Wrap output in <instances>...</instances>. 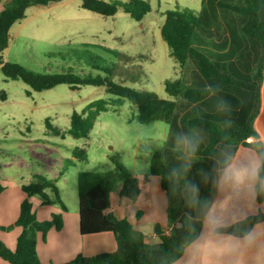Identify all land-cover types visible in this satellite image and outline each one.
Wrapping results in <instances>:
<instances>
[{
  "label": "trees",
  "instance_id": "obj_1",
  "mask_svg": "<svg viewBox=\"0 0 264 264\" xmlns=\"http://www.w3.org/2000/svg\"><path fill=\"white\" fill-rule=\"evenodd\" d=\"M62 0H0L5 2L0 11V69L6 79L21 80L32 90L42 92L59 85H68L72 91L82 86L105 87L109 94L126 98L139 109L138 122H164L170 126L169 135L163 146L154 152L150 175L161 177V187L169 192L164 177L170 167L178 162L171 151L172 132L187 130L192 126L200 127L208 137V143L199 155L207 156L219 136V125L212 110V99L201 91L205 83L218 85L221 95L231 101L235 111V124L230 134L242 146L252 135L259 133L256 121L263 105L264 86V0H203L199 14L179 10L166 13L161 27L163 41L170 49V55L177 61L181 70H189V78L175 82L167 81L166 91L176 100L161 99L157 94L130 88L117 83L109 77L81 78L72 73L40 74L28 70L16 62H4L2 55L9 47L10 30L17 22L26 18V10L31 7L45 8ZM82 7L102 16H115L120 11L141 21L151 12V6L144 0H81ZM105 100L89 104L83 112L72 115L71 127L67 134L74 138L87 137L100 113L108 110ZM208 108L207 113L201 109ZM203 115V119H201ZM51 127L50 123H47ZM70 165L76 161L87 160L84 148L72 152ZM212 161L207 157L196 163L189 174L190 179L199 181L197 171L207 170ZM122 186L120 197L136 201L141 194V180L135 178L124 168L120 171ZM80 231L83 236L112 232L117 248L112 253L92 257L77 256L65 264H156L155 249L147 246L143 233L130 235L131 223L109 213L110 192L107 184L97 172H83L78 176ZM28 198L21 204L20 215L15 223L22 232L16 249L10 250L0 240V259L10 264H41L37 256V235L47 234L52 228L60 230L63 220L60 215L39 222L29 198L37 196L44 205H58L63 211L67 208L62 201L55 181L35 177L29 185L22 186ZM4 187L0 184V194ZM201 195H210V186L201 185ZM167 223L156 225L155 233L163 241L161 247L169 248L177 242L181 233L168 234L172 221L186 211L183 200L169 193ZM0 230H2L0 228Z\"/></svg>",
  "mask_w": 264,
  "mask_h": 264
},
{
  "label": "rangeland",
  "instance_id": "obj_2",
  "mask_svg": "<svg viewBox=\"0 0 264 264\" xmlns=\"http://www.w3.org/2000/svg\"><path fill=\"white\" fill-rule=\"evenodd\" d=\"M144 1L151 12L141 21L123 11L111 17L95 14L84 9L81 0L31 7L11 28L2 59L40 74L109 77L174 101L165 84L189 78V66L181 70L170 55L161 27L168 11L199 14L203 0ZM98 100H105L108 110L100 113L88 136L68 135L72 115ZM138 116L130 100L109 94L105 87L87 85L72 91L59 85L36 92L21 80L6 79L0 69V184L8 187L17 180L29 185L35 177L55 181L62 201L72 209L79 201V174L97 172L113 195L123 182L121 169L131 174L139 169L145 149L154 154L169 134L168 124H141ZM76 148L86 150L87 160L71 166Z\"/></svg>",
  "mask_w": 264,
  "mask_h": 264
},
{
  "label": "clouds",
  "instance_id": "obj_3",
  "mask_svg": "<svg viewBox=\"0 0 264 264\" xmlns=\"http://www.w3.org/2000/svg\"><path fill=\"white\" fill-rule=\"evenodd\" d=\"M201 91L212 99L211 110L220 117L218 139L205 156L212 164L197 171L199 181L190 179L194 165L205 158L199 153L208 137L198 126L171 133V151L178 163L164 177L169 192L160 191L161 177H156L149 185L151 211L145 216L156 209L166 216L169 193L183 200L186 211L168 230L169 236L181 233L177 242L162 248L163 241L153 232L149 247L156 251V264H264V134L238 144L230 134L235 124L231 101L220 94L218 85L205 83ZM201 112L207 113L208 108ZM150 169L151 153L145 149L143 165L132 175H150ZM201 185L210 186L209 196L201 195ZM137 211L133 203L128 215ZM142 224L140 217L131 225L132 239Z\"/></svg>",
  "mask_w": 264,
  "mask_h": 264
},
{
  "label": "crops",
  "instance_id": "obj_4",
  "mask_svg": "<svg viewBox=\"0 0 264 264\" xmlns=\"http://www.w3.org/2000/svg\"><path fill=\"white\" fill-rule=\"evenodd\" d=\"M5 2H0V11L4 8ZM264 86H263V105L259 118L256 121V128L260 134H264ZM169 135V134H168ZM163 140V143L167 140ZM153 154H151V161ZM137 169V168H135ZM145 176H140L141 194L136 201H131L120 197L121 186L118 190L110 194L109 213L114 214L119 219H127L131 224H135L140 217H143L141 233L145 236L147 246L150 244V237L156 225H165L167 223V215L160 213L158 209L153 210L150 216H145L151 211L149 204L151 191L149 185L156 178L152 176L148 182H143ZM3 186V185H2ZM13 186V189L11 187ZM75 191L79 200L78 180L75 184ZM4 191L0 194V240L10 250L16 249L18 238L22 232L20 227H15L20 215L21 204L28 198L27 194L22 190V185L17 180L10 182V186H3ZM159 189L165 192L161 187L159 180ZM76 195V196H77ZM33 206V211L39 222H45L52 219L53 215H60L63 220V227L60 230L52 228L47 234L37 235V256L41 264H65L74 260L77 256L83 255L92 257L103 253H112L117 248L115 236L112 232H104L100 234L83 236L80 231L79 201L72 209L66 204V211L58 205H44L40 198H29ZM135 203L139 211L133 216L128 215V210ZM14 227L13 229H11ZM9 228L10 231H5ZM0 264H10L0 259Z\"/></svg>",
  "mask_w": 264,
  "mask_h": 264
}]
</instances>
